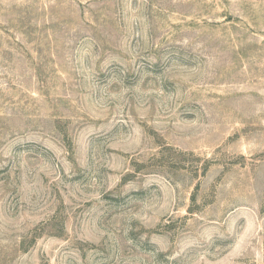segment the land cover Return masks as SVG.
I'll return each mask as SVG.
<instances>
[{"label":"rangeland","instance_id":"obj_1","mask_svg":"<svg viewBox=\"0 0 264 264\" xmlns=\"http://www.w3.org/2000/svg\"><path fill=\"white\" fill-rule=\"evenodd\" d=\"M0 264H264V0H0Z\"/></svg>","mask_w":264,"mask_h":264}]
</instances>
